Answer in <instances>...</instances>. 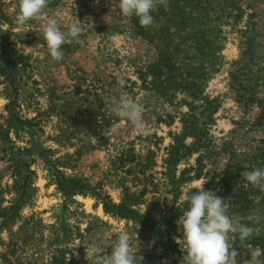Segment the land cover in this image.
Here are the masks:
<instances>
[{"label":"rangeland","instance_id":"374dc122","mask_svg":"<svg viewBox=\"0 0 264 264\" xmlns=\"http://www.w3.org/2000/svg\"><path fill=\"white\" fill-rule=\"evenodd\" d=\"M17 5L0 0V44L29 64L13 74L15 118L0 74V264H92L124 231L137 264L139 255L141 264H180L176 222L202 187L264 239V191L245 179L264 168V0H169L140 33L118 0H49L61 31L76 19L84 28V43L63 45L59 62L44 21L15 23ZM124 98L142 106L148 134L111 112ZM191 118L204 136L197 149L184 129ZM177 144L187 154L171 176L187 179L172 183L165 159ZM96 194L138 217L105 212ZM250 240L234 242L238 264L251 260Z\"/></svg>","mask_w":264,"mask_h":264},{"label":"clouds","instance_id":"9594fccd","mask_svg":"<svg viewBox=\"0 0 264 264\" xmlns=\"http://www.w3.org/2000/svg\"><path fill=\"white\" fill-rule=\"evenodd\" d=\"M49 0H18V11L15 23L24 25L30 20H42L43 38L53 61L59 62L64 58L62 46L65 44H83V22L76 19L67 31H61L59 22L54 16L45 11ZM169 0H118V7L125 17L136 16L141 27L147 29L155 24L152 12L163 6L167 9ZM118 85L124 87L126 80L118 78ZM142 106L130 98L121 99L111 107V112L129 121L139 132L148 134L142 117ZM245 179L253 187L264 191V168H255L245 173ZM189 207L176 222L178 230L182 232V239L175 238L184 255L180 264H238V251L233 246L238 239L241 244L251 239L255 229L242 223L239 218L229 214V205L225 199L217 196L213 191L198 189L188 197ZM139 228L138 227L136 229ZM229 233L233 235V242H229ZM133 238L124 231L111 245V252L94 257L92 264H137V255L133 251ZM154 244L150 242L149 247ZM135 248L139 252L140 242L135 231ZM251 249L249 264H264L261 259L264 249ZM144 257L139 255L140 264ZM162 264H168L167 260Z\"/></svg>","mask_w":264,"mask_h":264},{"label":"trees","instance_id":"16d2710c","mask_svg":"<svg viewBox=\"0 0 264 264\" xmlns=\"http://www.w3.org/2000/svg\"><path fill=\"white\" fill-rule=\"evenodd\" d=\"M131 19H132V23L136 27V31L140 33L144 28L140 26L138 18L136 16H131ZM28 66L29 64H28V59L26 56H23L22 54H18L17 52H13V50H8L5 45L0 44V74L6 76V80H8L9 84H11V87L13 89V95H14L13 99L10 97L9 103L6 106V109L8 110V113L10 114L11 118H15L14 107L18 103L17 102L18 86L14 83L15 79H14L13 74L18 69L22 71L26 70ZM261 109L263 110V113L261 114L263 118L264 108L262 107ZM18 121H20L21 128H24L26 125L27 127H25V129H28V127L30 126L29 120L18 118ZM184 123L186 124V126L184 127V129L186 130V133L193 135L194 148L197 149V148L202 147L203 142H204V138H203L204 136L198 133L199 129L195 128L196 125L193 122V119L191 118L185 121ZM175 140H176V143L179 142L178 137L175 138ZM186 152L187 151L185 150V146H179L178 144L170 145L169 148L167 149V158L165 159V165H166V170L168 171H166L165 174L170 180V182L172 183L179 182L183 179L185 180L187 179V178L179 177L177 180H175V177L171 176V171H170V168L172 166H176L179 160L183 158L184 156H186L187 154ZM200 161H201V155L198 157V163H197L198 167L195 168L196 177H199L201 175L200 168L202 165L201 163H199ZM57 182L59 183L60 187L64 191L71 192L75 190V188H70V186L68 185H70L71 183H67L66 180L63 178L57 177ZM193 192H196V191H193ZM242 192H246V191H242ZM96 196L101 201L105 212L113 214V215H119V216L126 217V218H132V219L138 217V214L134 212V210H130L126 206H117L113 204L111 199L108 196H100L99 194H96ZM249 244H251L252 246H256V247L258 246L261 249H264V239L261 236L256 237V238L252 237Z\"/></svg>","mask_w":264,"mask_h":264}]
</instances>
